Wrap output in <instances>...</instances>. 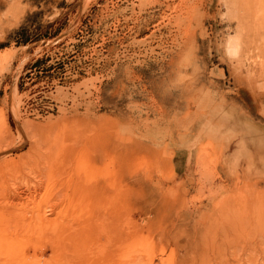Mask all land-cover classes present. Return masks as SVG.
Listing matches in <instances>:
<instances>
[{"label":"rangeland","instance_id":"obj_1","mask_svg":"<svg viewBox=\"0 0 264 264\" xmlns=\"http://www.w3.org/2000/svg\"><path fill=\"white\" fill-rule=\"evenodd\" d=\"M261 204L264 0H0V264L251 262Z\"/></svg>","mask_w":264,"mask_h":264},{"label":"bare ground","instance_id":"obj_2","mask_svg":"<svg viewBox=\"0 0 264 264\" xmlns=\"http://www.w3.org/2000/svg\"><path fill=\"white\" fill-rule=\"evenodd\" d=\"M88 165H89V164H88ZM15 198H16V196H15ZM16 199H17V198H16ZM8 204H9V203H8ZM253 205H254V204H253ZM5 206H6V203H5ZM236 206H237V205H236ZM257 206H258V205H257ZM261 206H264V205L261 204L260 207H261ZM237 207H238V206H237ZM7 208H8V207H7ZM261 208H263V207H261ZM0 209H1V208H0ZM4 209H6V208H4ZM247 209H248V207H247ZM255 210H256V211H255ZM257 210H259V209H258L256 206H254V207H252V208H249L248 210H246V211L244 212V214H242L241 210H240V211H235V210H234V207H233V209H232V207H231L230 210L227 211V213H228V215H230V216H234V217H232V220L236 223V225L239 224V223H241V225H242V222H246V223L248 224L249 227H253V226H251V225H252L251 222H256V223H255L256 225L259 224V223L257 222V218L259 219V214H260V213L262 214V213L264 212V208H263V210L260 209V211H262V212L257 211ZM4 211L6 212V210H4ZM7 211H10V212H11V210H7ZM234 211H235L238 215H237ZM1 212H3V211H1ZM1 212H0V214H2ZM5 212H4V213H5ZM257 212H258V213H257ZM254 213H255V215H256V213H257V216H258V217L255 216V217H257V218H253V217H254V216H253ZM7 214H9V213H7ZM261 214H260V216H261ZM2 215H4V214H2ZM11 215H12V214H11ZM224 215H225V214H224ZM262 215H264V213H263ZM226 216H227V215H226ZM85 218H86V217H85ZM221 218H222V217H221ZM223 218L229 219V216H228V218H227V217H223ZM261 218H262V217H260V220H261ZM260 220H259V221H260ZM263 220H264V218H262V220L260 221V224H262V221H263ZM220 221H222V220H220ZM225 221H229V220H225ZM214 222H215V221H214ZM216 222H217V221H216ZM210 223H211V222H210ZM215 224H216L217 226H219V225H218V224H219L218 222L215 223ZM263 224H264V222H263ZM212 225H213V224H212ZM212 225H211V226H212ZM244 225L247 227V225H246L245 223H244ZM245 226H244V229L246 230V227H245ZM249 227H247V228L249 229ZM259 227H260V225H259ZM262 227H264V226H262ZM214 228H215V227H214ZM214 228H212V230H214ZM217 228H218V227H217ZM219 228H220V226H219ZM219 228H218V229H219ZM227 228H229V229L226 231V233H228V235H230V236H231V234H233V237H234V236H235V237L237 236V239H238V237H239L238 235H241V234L244 232V231L239 230V228H238V229H237V233H238V230H239V233H240V234L237 235V234H235L236 232L233 231L234 228L231 229L234 233H232V231H231V233H230V231H229V230H230V227H229V226H228ZM248 229L246 230V232L249 231V233H247L246 235H247V236H248V234H249L250 236L252 235L253 239H255L254 237H255L256 235L254 236V235L252 234V232H250V230H248ZM254 229H255V228H253V231H254ZM212 230H211V231H212ZM225 230H226V229H225ZM240 231H241L242 233H241ZM262 231H263V230H262ZM209 232H210V231H209ZM259 232H260V231H259ZM217 233H218V230H217L216 234H217ZM219 233H220V230H219ZM219 233H218L216 236H218ZM213 234H214V233H213ZM254 234H256V233L254 232ZM259 234H260V233H259ZM259 234H258V235H259ZM261 234H263V233H261ZM205 235H206V234H205ZM222 235L224 236V234H222ZM258 235H257V236H258ZM201 236H202V235H201ZM209 236H210V234H209ZM216 236H215V237H216ZM219 236H220V235H219ZM223 236H222V237L220 236L219 239L223 238ZM230 236H229V237H230ZM241 236H242V235H241ZM241 236H240V237H241ZM243 236L246 237L244 234H243ZM243 236H242V237H243ZM211 237H213L212 234H211V236H210L208 239H210ZM215 237H213L212 240H214ZM224 237H225V236H224ZM259 237H260V235H259ZM226 238H227V237H225V239H226ZM262 238H263V237H262ZM215 239H216V240H214V241L217 242V239H218V238L216 237ZM247 239L250 240L249 245H251V241H254V240H251L250 237H248ZM263 239H264V238H263ZM226 240H227V239H226ZM226 240H225V242L227 243ZM242 240H243V239H242ZM256 240H257V239H256ZM214 241H213V242H214ZM218 241H219V240H218ZM230 241L233 242V240H230ZM234 241H235V240H234ZM244 241H245L244 243H245L246 245H245L244 243H242V241H241V243L244 244V247L242 246L243 248L240 247L242 244H241L240 246H237V247H240V251H242V250H243V251H247L248 249L250 250L251 247H250L249 245H248L249 248H248L247 250H245V249H246L245 246H247L248 243H246V240H244ZM259 241H260V240H259ZM259 241H258V242H259ZM204 242H205V241H204ZM213 242H212V243H213ZM232 242H230V243L232 244ZM248 242H249V241H248ZM254 242H255V241H254ZM260 242H263V243H264V240L261 239ZM222 243H223V241H222ZM237 243H238V241H237ZM239 243H240V242H239ZM217 244H220L218 247L221 246V243H218V242H217ZM231 244H230V247H233V246H231ZM233 244H236V243L234 242ZM252 244H253V243H252ZM255 244H256V243H255ZM261 244H262V243H261ZM206 245H207V244H206ZM206 245H205V246H206ZM224 245H227V249L229 248V244H224ZM237 245H238V244H237ZM215 246H216V247H215ZM215 246H214V247H215L216 249H218L216 244H215ZM222 246H223V245H222ZM222 246H221V247H222ZM248 246H247V247H248ZM255 246H256V245H254V246H252V247L254 248ZM207 247H208V246H207ZM225 247H226V246H223V248H225ZM256 247H257V246H256ZM256 247H255V249H252V248H251L252 250H250V251H251V257L253 258V261H251V262H246V261H248V260L245 261V259H244V260L242 259L243 261H245V262L242 261V262H243L242 264H264V254H262V253L264 252V249H263V248H264V244H263L262 246H260V247H263V248H262L263 251L261 250V248L258 249V250H261V251H262V253H261L262 255L260 254L261 257H260L259 254H258V255L256 254V249H257ZM201 249H202V248H201ZM205 249H206V248H205ZM216 249H215V250H216ZM219 249H220V248H219ZM232 249H233V248H232ZM236 249H238V248H234V251H236ZM221 250H222V248H221ZM204 251H205V250H204ZM222 251H224V249H223ZM222 251H221V252H222ZM227 251H228V250H225V254H226ZM232 251H233V250H232ZM238 251H239V250H238ZM250 251H249V252H250ZM261 251H259V252H261ZM218 252H219V251H218ZM221 252H219V253H221ZM236 252H237V251H236ZM259 252H257V253H259ZM233 253H234V252H233ZM246 253L250 256V254L248 253V251H247ZM222 254H223V258L226 257V256L224 255V252H223ZM228 254H229V256H230L231 251H230V253L228 252ZM234 254H236V253H234ZM243 254H245V253H243ZM255 254H256V255H255ZM210 255H211V253H210ZM237 255H238V253H237ZM245 255H246V254H245ZM201 256H202V255H201ZM201 256H200V258H201ZM208 256H209V255H208ZM213 256H214V255H213ZM220 256H222V255H220ZM229 256H228V257H229ZM232 257H234V255H232ZM236 257H237V256H236ZM236 257H234V259H235ZM242 257H243V256H242ZM242 257H241V258H242ZM245 257H246V256H245ZM241 258H240L239 261H241ZM248 258H249V257H248ZM221 259H222V258H221ZM216 260H217V257H216ZM229 260H230V259H229ZM250 260H252V259H250ZM230 261H231V260H230ZM233 261H235V260H233V258H232V264H233ZM237 262H238V261H237ZM213 263H214V262H213ZM222 263H223V260H222ZM222 263H220V264H222ZM240 263H241V262H240ZM240 263H239V264H240ZM234 264H235V263H234Z\"/></svg>","mask_w":264,"mask_h":264}]
</instances>
